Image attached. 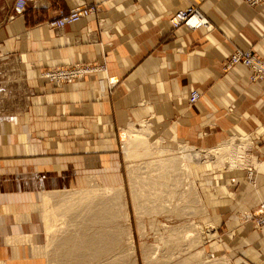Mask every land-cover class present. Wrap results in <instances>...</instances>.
I'll list each match as a JSON object with an SVG mask.
<instances>
[{"label": "crops", "instance_id": "crops-1", "mask_svg": "<svg viewBox=\"0 0 264 264\" xmlns=\"http://www.w3.org/2000/svg\"><path fill=\"white\" fill-rule=\"evenodd\" d=\"M190 2L206 23L173 26L169 16ZM83 3L96 11L49 23ZM11 5H0V62H16L25 94L0 115V264L47 263L46 199L101 184L130 124L147 126L153 142L222 151L190 162L213 222L232 226L231 214L264 198V80L250 81L240 62L222 68L235 47L264 59V2L27 0L18 13ZM76 62L96 67L59 86L39 73ZM192 87L199 97L188 104ZM113 175L102 185H122ZM241 236L252 242L248 259H264V226Z\"/></svg>", "mask_w": 264, "mask_h": 264}, {"label": "rangeland", "instance_id": "rangeland-1", "mask_svg": "<svg viewBox=\"0 0 264 264\" xmlns=\"http://www.w3.org/2000/svg\"><path fill=\"white\" fill-rule=\"evenodd\" d=\"M13 1L0 0V5H3L7 10L10 4H13ZM11 9H13L12 5ZM16 69V62L12 61V59L7 58L3 62H0V115H3V113L8 114L9 111L13 110L14 102L16 104L19 102L18 95H21L22 100L25 94L22 79L17 75ZM42 70L44 68L39 70V73ZM51 82L56 86L66 83ZM128 128L130 130L126 134V139L121 138L123 140H120L119 143L116 166L110 165L106 171L102 170L98 179L101 184L98 182L91 183L85 189L62 191L55 193L54 197L52 196L53 199L49 198L52 203H56V206H58L61 204L59 203V197L67 196V193L71 194L72 192L85 195L89 192V194L91 193V197L104 198L107 203L105 201L103 203L100 200H93L89 204L75 201V203L72 202L71 204V208L73 209L70 212V217L66 216L69 221L73 219V224L61 220L63 216L60 219L58 217L54 219L53 226L51 227L52 231H43L45 242L44 247L39 251L43 256H46V264H72L66 259H64L65 261L61 260L63 256H59L61 250L58 247L63 249L65 242L66 244L80 242V239L77 237L81 238L83 235V229L81 228H84V230L88 228L86 231H89L90 228L94 236H99L104 230L105 232L109 230L115 235V245L96 261L97 263L99 262L98 264H264L263 258L258 261H251L248 259V252L243 251L252 242L247 241L245 245L239 244L242 241L239 238L242 237L241 235L246 236L253 229L259 230L260 227L264 226V224L257 225L255 220L250 218V214L253 212L252 210L255 206L240 209L231 214L234 216L231 223L233 225L227 228L224 223L213 222L209 218V215L204 213L203 200L201 199L197 185L194 184V180L192 179L193 173L190 168V162L198 160L197 158L201 154L209 153V156H215L220 155L222 151L217 148L215 151L208 152L204 150L202 153L189 146H178L179 143L175 146H168L159 142H153V139L149 137L147 126H132L130 124ZM141 140L142 143H140ZM136 141H139L140 146L136 145ZM181 162L184 164L182 165ZM114 172L115 175H113ZM110 174L113 175L110 178L115 179L116 182L122 185H102L109 183L107 176ZM132 185H134V191L141 187L143 190H146L150 189L148 187L156 186V189L153 188L151 190V188L149 193L146 194L156 193L154 195L156 196L155 200L151 199L150 201L153 202L149 201V203L156 206L160 205V210L156 209L154 212L143 214L137 218L133 205ZM161 187L164 191L160 189ZM91 190L93 191L90 192ZM103 190L105 191L103 192ZM118 190L121 192H119V199L117 196ZM158 191L159 193H157ZM70 194L68 195L70 196ZM111 194L114 196L113 202H111L112 205L114 203L117 206L122 204L121 209L117 208L116 210L115 223L113 222L111 225L107 222L92 223L86 222V219H82L85 217L91 218V216L96 218L95 213L100 209H102L100 210L101 213L104 214L103 207L111 205L110 201L106 200L107 197H112ZM193 200L196 201L194 202ZM97 204H100L101 208L96 211L93 206L96 207ZM108 208L105 207L104 210ZM90 210L93 212H90L91 214L89 213L90 215H88L87 213ZM108 211L111 210L108 209ZM238 226L241 227L239 232L236 229ZM237 238L239 239L237 240ZM61 241L63 246L61 245ZM56 244L57 247H54ZM54 250H56L58 255L54 253ZM58 250L60 251L58 252ZM57 259L58 261H56ZM89 261L85 264H97L94 260Z\"/></svg>", "mask_w": 264, "mask_h": 264}, {"label": "bare ground", "instance_id": "bare-ground-1", "mask_svg": "<svg viewBox=\"0 0 264 264\" xmlns=\"http://www.w3.org/2000/svg\"><path fill=\"white\" fill-rule=\"evenodd\" d=\"M202 16V15H201ZM203 18H205L204 16H202ZM71 22V21H70ZM190 22H192L193 24H195V23H197L198 22V17L197 16H192L191 17V19H190ZM40 75L42 76V77H44V78H46V79H48L47 78V76H45L44 74H42V73H40ZM128 130H130V129H128ZM143 130V129H142ZM127 132H129V131H127ZM127 132H126V130H123V132H121L122 133V138L123 139H126V134H127ZM132 133V132H131ZM138 133V132H137ZM141 133V132H140ZM136 134V133H135ZM138 135V134H137ZM133 136V135H132ZM141 137V136H140ZM144 137H145V135H144ZM128 138V137H127ZM144 139V138H143ZM142 139V140H143ZM134 140V139H133ZM142 140H141V142L140 143H142ZM246 140V139H245ZM146 141V140H145ZM137 143H136V145H138V146H140L139 145V141H136ZM134 143V142H133ZM148 145V144H147ZM137 146V147H138ZM143 147H146V146H143ZM153 148V147H152ZM184 149V148H183ZM186 149V148H185ZM156 151V150H155ZM210 151V150H209ZM211 152V151H210ZM189 154V153H188ZM190 154H192V153H190ZM209 154V153H208ZM211 154V153H210ZM200 155V154H199ZM213 155V154H212ZM211 156V155H210ZM199 157V156H198ZM208 159V158H207ZM157 161V160H156ZM163 161V160H162ZM161 161V162H162ZM168 161V160H167ZM170 161V160H169ZM158 162H160L159 160H158ZM172 162V161H171ZM157 163V162H156ZM164 163H166L165 161H164ZM168 163V162H167ZM170 163V162H169ZM182 163V162H181ZM180 163V164H181ZM154 164V163H153ZM161 164H163V163H161ZM184 163H182V165H183ZM174 165V164H173ZM168 166V165H167ZM170 166V165H169ZM176 167V166H175ZM174 167V168H175ZM177 170V169H176ZM177 172V171H176ZM161 178V177H160ZM172 178V177H171ZM149 183V182H148ZM155 185V184H154ZM162 185V184H161ZM133 186L134 185H132V198H133V205H134V209H135V214H136V217L137 218H139L141 215H143V214H147V213H151V212H154V211H156V209L159 211L160 210V205L159 206H156V205H154V204H150L149 203V201L151 200V199H154L155 200V198H156V196H154L155 194H153V193H151V194H146V193H149V191H150V189L151 190H153V188L154 189H156V186L155 187H148V188H150V189H146V190H143L142 189V187L141 188H138L136 191H134V188H133ZM153 186V185H152ZM166 186V185H165ZM168 186V185H167ZM174 186V185H173ZM161 190H163L164 191V189L161 187L160 188ZM160 189H158L159 191H160ZM113 190V189H112ZM93 190H91L90 192H92ZM105 190H103V192H104ZM157 191V190H156ZM156 191H153V192H156ZM159 191L157 192V193H159ZM77 192V191H76ZM117 192V191H116ZM119 192H120V190H118V194H117V196H118V199L120 198V194H119ZM152 192V191H151ZM162 192V191H161ZM84 194H85V192H83ZM114 193V192H113ZM121 193V192H120ZM68 194H70V193H67V196H64V197H59V200L61 201H59V203H61V204H59L58 206H56V203L54 204V203H52L51 202V200H49V198H51V197H49V198H47L46 199V202L44 203V207H43V214H42V225H43V231L44 232H50V231H52V226H53V223H54V219H57V217H58V219H60L61 218V216H63V218L61 219V220H63V221H66V222H69V224H71L72 223V221H73V219H72V221L70 220H68L67 218H66V216L67 217H70V212H71V210L73 209V208H71L72 207V202H74L75 203V201H78V202H82V203H84V204H89V202H92L93 200H100V201H102L103 203H104V198H98V197H94L93 195V197H91V193L89 194V192L87 193V194H85V195H79L80 193H72L71 192V194H74V195H71L70 194V196L68 195ZM107 194V193H106ZM108 195V194H107ZM153 195V196H152ZM172 195V194H171ZM104 196V195H103ZM111 196H112V194H111ZM160 197H161V195H159ZM54 197V196H53ZM97 198V199H96ZM108 198V199H107ZM106 198V200H109L110 201V203L111 202H113V198H114V196H112V197H107ZM117 199V198H116ZM158 199V198H157ZM115 200V199H114ZM198 200V199H197ZM118 201V200H117ZM194 201V200H193ZM196 201V200H195ZM194 201V202H195ZM106 202V201H105ZM151 203L153 202V201H150ZM155 202V201H154ZM198 202V201H197ZM73 203V204H74ZM101 203V202H100ZM102 203V204H103ZM107 203V202H106ZM105 203V204H106ZM109 203V202H108ZM202 203V202H201ZM78 204V203H77ZM76 206V205H75ZM74 206V207H75ZM110 206V208H108ZM121 206H122V204H120V205H115V203H114V205H112V203H111V205H108V206H106L105 205V207H107L108 209H110L111 211H108V209H106V210H104V208L105 207H103V212H104V214H102L101 213V211L100 210H102V209H100L101 208V206H100V204H97L96 205V207L95 206H93V208H95V210L97 211V209H100V210H98L97 212L96 211H94V212H96L95 213V215H96V218L95 217H92L91 216V218H88V217H85V218H82V219H86L85 221L86 222H94V223H97V222H107L108 224H113V222L115 223V217L117 216V212H116V210H117V208H120L121 209ZM159 208V209H158ZM76 209V208H75ZM112 209H113V211H112ZM155 209V210H154ZM162 209V208H161ZM105 211H106V213H105ZM93 212L92 210H90L87 214L88 215H90L91 213ZM75 213V212H74ZM90 213V214H89ZM76 214V213H75ZM79 214V213H78ZM87 214H86V216H87ZM72 215V214H71ZM74 215V214H73ZM79 216V215H78ZM83 216V215H82ZM64 217H65V219H67V220H65L64 219ZM72 217V216H71ZM99 217V218H98ZM103 219H102V218ZM70 219V218H69ZM56 222V221H55ZM60 222V221H59ZM66 222H64V223H66ZM77 222V221H76ZM64 223H63V225H64ZM74 223V222H73ZM72 223V224H73ZM78 223H79V221H78ZM67 224V223H66ZM68 224V225H69ZM106 224V223H105ZM140 224V223H139ZM142 224V223H141ZM71 226V225H70ZM69 226V227H70ZM142 226V225H141ZM85 227H86V225H85ZM81 229H83V235H82V237L80 238V237H77V238H79L80 239V242L78 241V243H71V244H69V243H67L66 244V242H65V245L63 246L62 245V241H61V245L63 246V249L62 248H60V247H58L60 250H61V254L59 255V256H63L62 257V259L61 260H64V259H66L67 261H69V263L71 262L72 264L74 263V264H85L86 262H90L89 260H94L95 262L98 260V259H100V257L101 256H103L104 255V253L105 252H108L109 251V249H111L114 245H115V235H113L112 234V232L111 231H109V230H107V231H109V232H105V230H104V232H103V234H102V232H101V234L99 235V236H94L93 234H92V230H90V228H89V231H86V230H88V228H86V230H84V228H81ZM109 229V228H108ZM143 229V228H142ZM141 229V230H142ZM54 230V229H53ZM60 230V229H59ZM94 230V229H93ZM80 231H82V230H80ZM81 233V234H82ZM54 234V233H53ZM47 235H48V233H47ZM73 235V234H72ZM170 236V235H169ZM173 237V236H172ZM177 237V236H176ZM60 238V237H59ZM65 239H67V238H65ZM71 239H72V237H71ZM78 239V240H79ZM50 240V239H49ZM53 240V239H52ZM62 240V239H61ZM68 240V239H67ZM66 240V241H67ZM175 240V239H174ZM56 241V240H55ZM57 242V241H56ZM64 242V241H63ZM74 242H76V241H74ZM96 242H99V243H96ZM60 243V242H59ZM117 245V244H116ZM61 246V247H62ZM54 247H57V244L54 246ZM57 248V249H58ZM60 250H58V252L60 251ZM45 251H47V250H45ZM55 252L54 253H56V250H54ZM133 252V251H132ZM54 253H53V255H54ZM47 254V253H46ZM146 254V253H145ZM56 255H58V253H56ZM56 255H54V256H56ZM107 255V254H106ZM108 256V255H107ZM57 257V256H56ZM82 257H83V259H82ZM56 261H58V259L56 260ZM65 261V260H64ZM100 261V260H99ZM94 262V263H95ZM110 262H111V260H110ZM97 263V262H96ZM99 263V262H98ZM97 263V264H98ZM110 264V263H109Z\"/></svg>", "mask_w": 264, "mask_h": 264}, {"label": "built area", "instance_id": "built-area-1", "mask_svg": "<svg viewBox=\"0 0 264 264\" xmlns=\"http://www.w3.org/2000/svg\"><path fill=\"white\" fill-rule=\"evenodd\" d=\"M27 0H14L12 4L13 13H18L23 10ZM247 4L253 5L264 2V0H242ZM97 7L94 3H83L64 12H60L58 16L52 19L49 23L55 27H61L65 23L73 21L80 16L96 11ZM198 17V22L193 24L190 22L192 16ZM169 22L176 26L183 23L187 26H198L205 24L206 19L203 18L193 2H190L184 8L177 9L169 16ZM236 62L242 63L249 70L248 78L250 81L264 80V59L255 55L249 48L235 47L226 56L222 68L225 70ZM96 66L84 63H69L49 66L41 71L42 74L47 76L50 81L54 82H69L84 73L89 72ZM98 67H103L100 64ZM199 97V91L192 87L186 95L188 104L193 103ZM250 214V218L254 219L257 225L264 224V198L254 207Z\"/></svg>", "mask_w": 264, "mask_h": 264}]
</instances>
